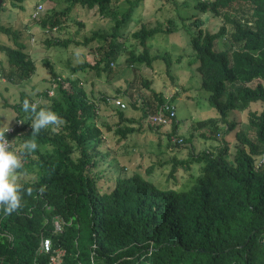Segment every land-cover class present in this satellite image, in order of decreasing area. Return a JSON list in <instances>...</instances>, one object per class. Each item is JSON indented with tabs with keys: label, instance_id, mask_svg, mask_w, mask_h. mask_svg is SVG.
Listing matches in <instances>:
<instances>
[{
	"label": "trees",
	"instance_id": "trees-1",
	"mask_svg": "<svg viewBox=\"0 0 264 264\" xmlns=\"http://www.w3.org/2000/svg\"><path fill=\"white\" fill-rule=\"evenodd\" d=\"M118 1L70 0L63 9H52L34 20L44 31L60 27L61 16L73 4L95 6L99 13L111 16L109 29L96 28L81 41L74 40L76 44L93 41L98 57L92 63L82 59L69 64V69L74 73L89 67L98 74L126 51L124 61L133 77L117 88V94L97 97L104 102L118 97L124 103L120 107L110 102L118 117L113 132L123 138L136 130L132 124L138 120L125 115L123 98L127 105L140 108L142 116L155 111L166 99L150 88L151 80L142 74L141 65L151 67L156 57L149 54L146 39L156 31H176L179 25L170 19L166 27L140 23L129 34L140 46L137 51L125 43L122 31L141 0H122V6H117ZM193 6L220 17L221 22L215 31L200 27L203 19L199 16L192 19V30L181 23L190 47L189 61L195 63L200 76L199 86L207 91L206 100L217 112L214 118L192 123L201 137L216 141L199 151L193 150L187 137L176 134L175 114L165 131L167 144L180 146L187 141L185 148L189 149L186 157L170 159L168 176L174 178L176 164L188 168L197 163L192 181L182 188L159 187L133 171L116 175L107 188L97 184V161L104 156L110 157L108 162L113 158L111 150L103 146L101 128L110 130V124H97L100 115L95 99L86 94L77 77L56 73L43 59L53 92L48 93L45 87L35 94L38 99L24 91L19 92L16 102L2 99V105L16 111L15 119L25 120L7 137L17 144L30 138L31 120L22 109L26 98L51 105L66 123L58 130H42L37 151L25 158V169L38 179L30 184L34 190L24 196L23 208L11 215L0 211V264H47L57 250L58 264H264V0H196ZM180 18L183 21L184 17ZM0 31L13 42L0 43L6 59L0 66V78L5 83H18L33 73L34 60L17 30L0 24ZM66 43L67 39L57 36L45 39L47 45ZM167 57L161 55L168 66ZM134 81L149 88L151 100L139 93L140 86ZM252 101H259L261 107L247 110L243 127L234 131L236 142L230 151L225 135L236 121L227 119L226 112L242 110ZM171 135L180 137V142L171 140ZM45 237L49 240L47 251L40 250Z\"/></svg>",
	"mask_w": 264,
	"mask_h": 264
},
{
	"label": "rangeland",
	"instance_id": "rangeland-1",
	"mask_svg": "<svg viewBox=\"0 0 264 264\" xmlns=\"http://www.w3.org/2000/svg\"><path fill=\"white\" fill-rule=\"evenodd\" d=\"M12 1L15 4H12ZM69 1L0 0V24L18 31L19 40L23 41L25 44L24 49L30 54L35 64L33 73L18 83H5L0 78V126L7 123L12 126L16 114V111L7 104L2 105V99H5L8 103L16 102L19 99L20 91H24L34 99H38L39 96L35 94L45 87L49 88L50 94L53 92L51 76L43 63L44 59L52 65L56 73L63 76L77 77L86 94L95 99L97 113L100 115L96 118L97 124L100 125L101 122L110 124V130L100 126L104 129L102 132L104 137L103 146L111 150L113 158L108 162L110 157L104 156L97 161L95 168L100 173L97 184L101 185L102 188H107V185L113 181L116 175H129L133 171H137L149 178L156 186L185 187L198 172V164L191 163L188 168H182L176 164L173 173L174 178L168 176V171L171 167L170 159L173 156L184 158L189 151V149L185 148L188 144L187 141L180 143V146L167 144L165 131L170 129V122L159 127L149 125L147 116H142L140 108H133L127 105L126 100L123 98L125 107L127 106L126 110H123L125 115L133 116L138 120L132 124L136 130L126 133L123 138H118L113 132V125L118 120L114 106L109 101L104 102L97 99L102 93L108 97L117 94V88L123 87L125 80L129 81L133 77L132 70L124 61L126 51L118 54L116 60L109 63V69L100 70L98 74L95 73L93 68L89 67L70 73L69 64L81 62L82 59L92 63L98 57L95 49L93 50V41L86 44H76L74 40L81 41L84 35H89L96 28L100 30L109 29L112 23L111 16L99 13L95 6L84 8L78 4H73L64 16H61L63 20L60 27L44 31L39 26L38 20H34L36 18H32L29 14L31 8L37 3L41 4L39 16H45L52 9H63L70 3ZM195 1L141 0L133 9L130 21L122 31V36L125 35V43L127 45H134L136 50L139 51L140 46L129 34L130 31L139 27L140 23H144L146 26L160 25L166 27L168 25L167 20L170 19L176 25H179L176 31H156L146 39L149 54L156 57L152 60L151 67L148 68L143 64L141 65L142 74L151 80L150 88L155 92H161L172 97L175 108L174 119L177 124L176 134L183 136L185 139L188 138L193 150L199 151L206 146L208 147L211 143H216V141L201 137L199 135L200 130L192 128V123L197 119L214 118L217 112L206 100L207 91L199 86L200 76L194 68L195 63L189 61L191 57L189 54L190 47L185 35V28L181 27V23L186 24L192 30L195 28L192 24V19L194 16H199L203 19L200 27L215 31L221 19L218 16H213L209 11L198 10L193 6ZM123 4L122 0L117 2V6H122ZM180 16L184 17L183 21H181ZM56 36L60 39H67V43L65 45L45 44L46 38ZM0 43L13 44L9 35L1 31ZM161 55L168 56V66L161 58ZM178 55L180 57L176 60ZM5 63V55L0 51V66H4ZM134 83L135 86L138 85L137 82L134 81ZM139 93L145 96L146 99L151 100L149 88L140 86ZM93 95L95 98H93ZM260 107L259 101H252L242 110H227L225 117L236 121V124L225 135L230 151H232L236 142L234 131L243 127L247 117V110H259ZM202 128H205V126ZM189 135L190 138L188 137ZM216 137H219V135ZM13 140L17 143L15 139ZM217 142H220V138L217 139ZM227 158H231V155H227ZM114 162L119 168L117 171V167L114 168L112 166ZM150 166V171L146 172L145 168ZM28 172L31 175L34 174L30 171Z\"/></svg>",
	"mask_w": 264,
	"mask_h": 264
},
{
	"label": "clouds",
	"instance_id": "clouds-1",
	"mask_svg": "<svg viewBox=\"0 0 264 264\" xmlns=\"http://www.w3.org/2000/svg\"><path fill=\"white\" fill-rule=\"evenodd\" d=\"M37 4L29 12L32 18L40 14L41 8L36 15L31 14ZM47 91L49 93V89ZM22 109L31 120L29 139L18 144L14 140L9 141L6 138V133L12 130L9 123L0 126V211L5 215L18 213L24 206V196H30L34 190L30 184L36 183L38 178L25 169V158L37 151V137L44 129L51 127L58 130L66 123L62 116L52 110L51 105L42 106L39 100L24 99ZM16 121L12 125L13 130L15 125L25 120L19 119V124ZM39 191L43 192V187Z\"/></svg>",
	"mask_w": 264,
	"mask_h": 264
},
{
	"label": "built area",
	"instance_id": "built-area-1",
	"mask_svg": "<svg viewBox=\"0 0 264 264\" xmlns=\"http://www.w3.org/2000/svg\"><path fill=\"white\" fill-rule=\"evenodd\" d=\"M40 8H41V5L37 4V6L32 10L31 14L36 15ZM1 80H4V78L1 77ZM169 97H170V95H165L166 99L157 105V108L155 109V111L147 114L148 120H150L153 123H158L161 125H165V124L169 123L170 119L175 114L174 104L171 101V99H169ZM108 101L112 102V103H114L120 107L124 106V103L118 97L108 98ZM18 121H19V119H17L16 124H19ZM9 127L12 129L10 132H12L13 126H9ZM10 132L6 133V138L8 140H9V138L7 137V134ZM170 138H171V140H176L179 142L181 140L180 137H175L174 135H171ZM261 158H263V155ZM54 226L58 227V223L56 221H54ZM48 249H49V240H48V238L45 237L40 242V250L47 251ZM58 254H60V250H57L55 256L50 257L47 264H58V258H57Z\"/></svg>",
	"mask_w": 264,
	"mask_h": 264
}]
</instances>
